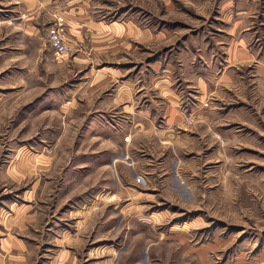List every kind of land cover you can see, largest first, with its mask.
Masks as SVG:
<instances>
[{"label":"rangeland","instance_id":"1","mask_svg":"<svg viewBox=\"0 0 264 264\" xmlns=\"http://www.w3.org/2000/svg\"><path fill=\"white\" fill-rule=\"evenodd\" d=\"M88 1L112 50L56 58L53 21L40 53L0 27V264H264V0Z\"/></svg>","mask_w":264,"mask_h":264},{"label":"crops","instance_id":"2","mask_svg":"<svg viewBox=\"0 0 264 264\" xmlns=\"http://www.w3.org/2000/svg\"><path fill=\"white\" fill-rule=\"evenodd\" d=\"M2 2H6L10 9L6 11L5 16L0 17V27H5L10 31H15L14 33H19L21 38H26L27 42L31 45L36 44L34 45V51L39 53L43 51V44L41 41L44 40V29L53 21L54 16H63L65 19L71 51L95 53L112 50V48L115 47V42L120 40V35L123 33L118 23L105 24L103 21L98 20L95 14L89 11L90 4L88 0H3ZM231 9L232 7L229 6V13H226L227 11L223 13L224 22L222 35L224 38H228V40L224 39L219 42V45L224 47L225 52L229 54L230 60H236L242 59L243 55L247 54V47L245 45L246 38L245 35L242 34V31L246 29V25H242V18L233 21L234 13H231ZM237 14L241 15L235 13V15ZM126 29L131 35V27L127 25ZM158 35L159 34H147L141 38L151 42L155 40ZM161 37L162 35L159 38ZM47 47L49 48L48 45ZM49 50L51 49L49 48ZM74 59H76V57H74ZM103 69L104 67L99 69L97 73L92 75L87 82H85V86L83 85V87H81V90L83 91L84 89L83 92L88 95L89 99H91V94L95 87V89H97L115 80L114 78L116 75L114 71H105ZM163 80L164 81L161 82H155L154 85L158 86L159 89L157 90H159L165 100L163 114L166 115L169 112L171 114L170 116L174 117L175 114H177L174 104L178 102L179 98L176 97L175 93H171L170 78L167 76ZM197 82V84H199V81ZM131 96L132 94L126 90L123 92L118 91L110 100L120 103L132 99L133 97ZM71 97L70 100H76L75 96ZM130 106L132 107L133 104L130 105L129 103L126 105L127 109Z\"/></svg>","mask_w":264,"mask_h":264},{"label":"built area","instance_id":"3","mask_svg":"<svg viewBox=\"0 0 264 264\" xmlns=\"http://www.w3.org/2000/svg\"><path fill=\"white\" fill-rule=\"evenodd\" d=\"M46 41L52 54L56 58H61L68 54L70 46L62 16H56L53 22L46 29Z\"/></svg>","mask_w":264,"mask_h":264}]
</instances>
